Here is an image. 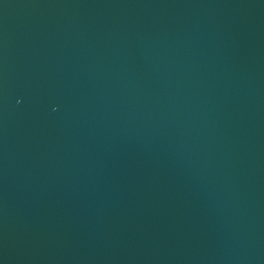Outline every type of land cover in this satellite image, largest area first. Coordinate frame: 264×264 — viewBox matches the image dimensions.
Segmentation results:
<instances>
[{
  "label": "water",
  "instance_id": "1",
  "mask_svg": "<svg viewBox=\"0 0 264 264\" xmlns=\"http://www.w3.org/2000/svg\"><path fill=\"white\" fill-rule=\"evenodd\" d=\"M0 264H264V0H0Z\"/></svg>",
  "mask_w": 264,
  "mask_h": 264
}]
</instances>
